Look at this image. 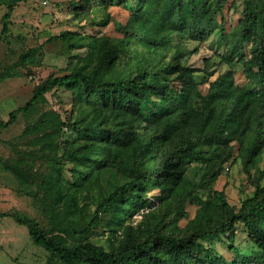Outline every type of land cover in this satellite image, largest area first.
I'll use <instances>...</instances> for the list:
<instances>
[{
  "label": "trees",
  "instance_id": "1",
  "mask_svg": "<svg viewBox=\"0 0 264 264\" xmlns=\"http://www.w3.org/2000/svg\"><path fill=\"white\" fill-rule=\"evenodd\" d=\"M20 1L7 0L0 41ZM110 1L72 0L75 21L101 33L88 35L70 71L48 76L0 121L10 126L53 89L68 96L65 116L44 110L24 130L36 148L27 159H44L48 170L24 166L23 156L7 164L36 187L35 199L48 198L49 224L5 214L49 251L46 264H264V0H119L123 21ZM111 23L116 33L101 30ZM80 36L65 30L48 40ZM213 36L229 67L217 74L210 57L203 67L185 61L186 40ZM238 161L253 191L236 206L215 183ZM105 170L122 181L88 215L91 182ZM239 225L248 251L237 244Z\"/></svg>",
  "mask_w": 264,
  "mask_h": 264
},
{
  "label": "rangeland",
  "instance_id": "2",
  "mask_svg": "<svg viewBox=\"0 0 264 264\" xmlns=\"http://www.w3.org/2000/svg\"><path fill=\"white\" fill-rule=\"evenodd\" d=\"M94 2L103 4V0H94ZM110 2L113 17L119 21L125 20L129 14L124 8L125 2L121 3L119 0ZM74 6L72 0L18 2L11 16L10 31L0 41V121H7L11 110L25 105L33 96L34 87L45 81L48 76L61 75L70 71V60L74 55L87 51L91 43L88 35L101 33L98 26L83 27L81 23L75 21L72 14ZM6 10L7 0H0V32L2 16ZM65 30L82 33L80 38L70 41L73 47H70L69 42L61 39L48 40ZM101 30L110 34L116 33L112 23L101 27ZM186 42L190 49L185 56L188 64L203 67L205 57H210L214 62L210 70H216V74L229 68L226 64L220 63L218 56L215 55L216 36L207 42L198 40H186ZM31 48L37 49L34 56L30 55V58L24 57L19 61L21 55L26 54ZM8 65H12L8 69L10 73L5 72ZM196 79L204 82L208 77L203 70H199L196 72ZM202 85L207 86L206 83ZM69 106L67 94L53 89L46 94L45 100L39 101L30 111L18 110L16 121L10 126L0 127V264H46L47 262L49 251L30 237L28 226L17 222L14 216L5 212L23 215L36 220L42 226H47L49 213H46L47 210H51L48 198L42 197L39 201L35 199L36 187L21 183L7 164L16 163L15 161L23 156L24 166L28 160L35 170H48L44 159L32 157L27 159L24 152H35L36 148L28 142L29 136L24 133V130L28 124L36 121L44 110L53 108L65 116V109ZM257 167L264 168V152ZM255 170L256 168H253V171ZM121 181V176L111 170H105L93 179L90 186L88 215L96 209L102 196ZM215 187L224 189L230 202L236 206H239L241 200L253 191L242 161L230 165L229 168L225 167ZM39 194L42 196L41 193ZM246 238L247 232L243 230L242 225H239L237 244L244 251H248L252 246ZM96 240H99V237ZM216 243L218 250L227 251L222 242L216 240Z\"/></svg>",
  "mask_w": 264,
  "mask_h": 264
}]
</instances>
